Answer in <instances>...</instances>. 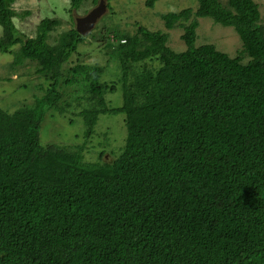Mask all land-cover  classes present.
<instances>
[{
    "label": "trees",
    "instance_id": "trees-1",
    "mask_svg": "<svg viewBox=\"0 0 264 264\" xmlns=\"http://www.w3.org/2000/svg\"><path fill=\"white\" fill-rule=\"evenodd\" d=\"M15 2L0 0V51L13 53L14 66L34 62L48 83L33 103L0 105V264H264L259 4L197 0L196 9L160 13L167 31L115 33L120 77L106 81L103 66L76 63L65 74L86 38L76 26L51 43L62 21L45 17L30 37L15 23ZM86 2L70 0V11ZM205 17L236 30V56L197 45ZM175 28L184 50L169 45ZM62 84L77 87L73 101ZM119 89L122 105L113 106L108 95ZM69 106L85 140L101 115L124 113L126 138L111 161L106 149L85 161L83 145L43 143L49 112Z\"/></svg>",
    "mask_w": 264,
    "mask_h": 264
},
{
    "label": "rangeland",
    "instance_id": "rangeland-1",
    "mask_svg": "<svg viewBox=\"0 0 264 264\" xmlns=\"http://www.w3.org/2000/svg\"><path fill=\"white\" fill-rule=\"evenodd\" d=\"M146 0H110L111 7H107L95 26L85 34L86 38L79 45L78 51L73 54L70 64L65 66V74L70 73V65L76 63L97 65L105 67L103 80L117 81L120 77L119 62L116 59V45H111L108 39L116 33L134 34L137 25L141 24L151 30H165L164 22L160 13L180 11L186 7L197 8V0H157L153 8L145 4ZM226 1V0H223ZM261 10L262 22L264 24V0H255ZM107 3V0H105ZM70 0H16L13 7L19 13L15 17V23L19 30L28 36H35L37 24L45 17H55L62 21L50 39L55 42V37L66 29L76 26V18L86 15L96 5L91 0L78 10L70 11ZM107 5V4H106ZM29 11V14L25 12ZM197 29V45L214 43L218 49L236 56L242 48V41L239 34L233 27L223 26L205 17L199 19ZM169 45L175 50L186 49L185 42L181 39L183 33L181 28L169 31ZM0 34L2 26L0 25ZM104 37V39H102ZM115 42V41H113ZM19 44L12 50L17 49ZM13 53L0 51V105L9 111H14L23 103H33L35 98L44 91L39 87L47 84L48 81L42 75L35 72V63L26 61L23 65H13ZM156 61L153 62L155 64ZM152 66V63L150 62ZM64 90L65 99L69 102L74 89L73 85L61 87ZM66 92V93H65ZM108 100L113 106L122 105L123 96L119 89L117 92L108 95ZM76 102L74 101V105ZM66 106V104H64ZM67 111L51 110L41 128V139L44 142H55L65 145H83L82 151L85 161H96L99 159V152L106 149L103 155L106 160H112L114 154L110 150L119 153L124 144L127 130L124 121V113L104 114L99 118L95 126L93 136L85 140V125L83 118L78 114L79 109L74 107ZM75 111V113H74Z\"/></svg>",
    "mask_w": 264,
    "mask_h": 264
},
{
    "label": "water",
    "instance_id": "water-1",
    "mask_svg": "<svg viewBox=\"0 0 264 264\" xmlns=\"http://www.w3.org/2000/svg\"><path fill=\"white\" fill-rule=\"evenodd\" d=\"M106 8L105 0H100L86 15L76 18V29L83 35L87 34L95 26Z\"/></svg>",
    "mask_w": 264,
    "mask_h": 264
},
{
    "label": "built area",
    "instance_id": "built-area-1",
    "mask_svg": "<svg viewBox=\"0 0 264 264\" xmlns=\"http://www.w3.org/2000/svg\"><path fill=\"white\" fill-rule=\"evenodd\" d=\"M122 42H125V40H122Z\"/></svg>",
    "mask_w": 264,
    "mask_h": 264
}]
</instances>
